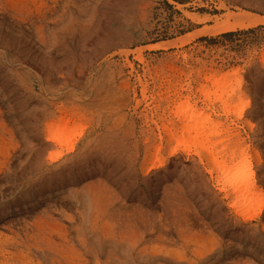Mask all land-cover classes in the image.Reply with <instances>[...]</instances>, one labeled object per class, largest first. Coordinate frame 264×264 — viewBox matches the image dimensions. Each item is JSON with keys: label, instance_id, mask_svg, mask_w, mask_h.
Masks as SVG:
<instances>
[{"label": "rangeland", "instance_id": "rangeland-1", "mask_svg": "<svg viewBox=\"0 0 264 264\" xmlns=\"http://www.w3.org/2000/svg\"><path fill=\"white\" fill-rule=\"evenodd\" d=\"M239 11L264 0H0V264H264V23L194 34ZM207 150L253 175L245 218Z\"/></svg>", "mask_w": 264, "mask_h": 264}, {"label": "bare ground", "instance_id": "bare-ground-1", "mask_svg": "<svg viewBox=\"0 0 264 264\" xmlns=\"http://www.w3.org/2000/svg\"><path fill=\"white\" fill-rule=\"evenodd\" d=\"M191 18H193V17H191ZM262 23H264V17H260L258 15H254V14H251L248 12H243V11H239L237 13L228 12L224 16H222V18L220 20L216 21L213 26L204 27V28L198 30L197 32H195L194 34H195V36H201V35H212L213 36V35H217V34L224 33V32L234 31L236 29L253 27L255 25L262 24ZM231 75H232V73H230V74L226 73L222 77L229 78ZM209 79H210L209 82L211 81V83L213 82V84L219 83V81L215 79V76L210 77ZM143 90H144V88H143ZM235 92H237V91L234 88L230 89V90H228V88H224L222 93L219 95V99L221 100V98L224 95L227 96V98L224 101H222V103L226 105L227 100ZM227 107H228V105H227ZM227 111H229V110H227ZM174 112H176L175 115L173 114L174 116H176V119H177L176 122L182 125L180 128L182 131V134L183 133L185 134L184 131H186V133H187V130H190V127H189V125H186L184 123L186 120L185 118H187V119L192 118L190 121H193V119L195 120L194 116L193 117L191 116L193 114L191 113V115L190 114L185 115V113L182 112L183 115H181V114L178 115V113H181L179 110H178V113H177V111H174ZM186 121L189 122L188 120H186ZM162 129L164 132H166V134L168 133V135H169V136L167 135L169 137L168 140H170V141L172 140V142H173L174 141L173 136L170 133L171 129H169L167 126H164V125L162 126ZM211 133H213V132H211ZM205 139H206V136H205ZM47 140L50 142H53L57 145L60 144V142H61V138L59 137V135L57 133H53L51 131H49V136H48ZM191 147H193V145H191V143L186 144L184 142L179 141V142H176L175 145L171 146L169 148V151H167V152H168V155L170 157V156H174V155H179L180 153H189ZM207 154L209 155V156L207 155L209 157L208 162L211 163L213 166V169L208 170V173L210 175H212V173L215 172L216 176L214 179H215L216 185L220 187L219 188L220 191H223L225 193V198L230 199V204L228 207L235 209L236 214H238L240 217H244L246 209L242 210V206L245 204V202H247L246 205L248 206V202L250 201L249 198L252 197L253 195L258 194L255 190L253 175L250 172L244 173L245 171L240 172L239 170H236L237 172L239 171V173H237L236 171L233 173V171H231L232 169L229 166L227 159H221L218 156V154L214 155L212 150H209ZM60 155L61 154H57V155L51 157L50 160H56L60 157ZM233 156H234V153L231 152V154L228 156L229 161L232 159ZM244 156H245L244 152H239V157H244ZM152 159L153 160H150V161H152L151 162L152 168H159L164 163V161H162L158 157V153L155 156H153ZM150 161H149V163H150ZM146 169H148V167H146ZM121 228H123V226ZM123 232H124V230H123Z\"/></svg>", "mask_w": 264, "mask_h": 264}, {"label": "trees", "instance_id": "trees-1", "mask_svg": "<svg viewBox=\"0 0 264 264\" xmlns=\"http://www.w3.org/2000/svg\"><path fill=\"white\" fill-rule=\"evenodd\" d=\"M227 35H232V33H228Z\"/></svg>", "mask_w": 264, "mask_h": 264}]
</instances>
